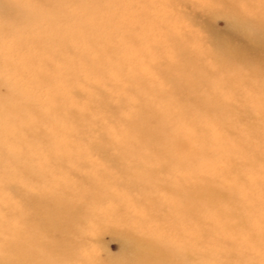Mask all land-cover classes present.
Masks as SVG:
<instances>
[{"label": "rangeland", "instance_id": "rangeland-1", "mask_svg": "<svg viewBox=\"0 0 264 264\" xmlns=\"http://www.w3.org/2000/svg\"><path fill=\"white\" fill-rule=\"evenodd\" d=\"M232 8L238 12L228 0H23L15 9L17 24L0 15V146H4L0 163L4 166L1 157L5 155L15 164L13 149L18 146L21 160L41 168L39 180L46 182L35 188L16 171L9 172L0 178V208L19 206L17 197L22 195L36 199L40 190L60 183L56 179L81 202L85 200L79 197V190L87 183L98 185L105 197L102 212L92 208L97 215L53 235L59 242L74 245L64 256L65 264H87L88 256L97 263H116L140 256L139 246L126 237V233L135 236L139 232L128 231L110 214L111 209L118 206L135 222L145 223L144 215L158 218L153 207L164 199L158 189L162 181L186 178L187 174L194 188L201 175L211 178V186L216 187L227 176L236 182L238 197L243 199H233V203L245 201L247 209L235 222L225 218L219 222L215 216L217 221L205 226L202 238L187 233V242H181L171 237L170 243L163 244L168 254L163 264H231L233 256L238 261L234 264H264V165L236 168L254 152L245 148L246 143H258L264 149V122L255 116V107L264 108V99L250 103L254 108L249 114L240 112L245 115L241 123L235 120V110L223 117L225 121L219 118L200 127L189 119L194 130L177 126V118L184 123L182 106L197 112L199 104L215 107L229 97L227 92L222 96L208 93L199 85L203 81L189 82L182 93L185 76L198 71L195 65L216 69L221 77L228 74L229 80L250 76L253 66L248 69V61L239 62L235 69L227 67L234 58L209 46L211 40L227 34V12ZM200 48L206 53L198 58ZM192 51L193 67L185 72L183 52ZM221 63L225 64L222 69ZM255 63L263 74L257 75L254 84L240 83L238 93L251 92L256 83L264 87V59ZM236 91L232 89L230 99ZM252 93V101L261 97ZM138 104L142 110L148 109L149 119L154 121L144 135L129 125ZM245 122L253 123L254 130H246ZM173 131L180 137L188 135L185 139L192 137V131L202 137L207 158L201 174L195 169L198 161L189 160L187 153L174 165L151 156L152 148H157L154 136H168ZM54 138L59 145L68 146L66 159L72 161L60 176L44 167V159L52 157L48 145ZM151 160V168L158 169L154 180H145L146 164H152ZM148 185L150 192L144 191ZM142 199L144 203L136 204ZM214 202L222 208V199ZM160 213L164 215L166 209ZM134 215L141 219L136 221ZM167 230L160 228L157 238ZM147 237L156 238L151 233ZM176 243L184 246L175 249ZM183 248L187 252L182 253ZM37 251L41 257L52 253L42 247Z\"/></svg>", "mask_w": 264, "mask_h": 264}, {"label": "bare ground", "instance_id": "bare-ground-1", "mask_svg": "<svg viewBox=\"0 0 264 264\" xmlns=\"http://www.w3.org/2000/svg\"><path fill=\"white\" fill-rule=\"evenodd\" d=\"M22 1L23 0H0L1 17L7 18L12 24H17L18 16L15 9H17V6L20 5ZM228 1L231 2V5L236 6L238 12L236 13L234 8L227 12L230 20L227 34L220 36L219 39L211 40L209 46L222 53H229V56L234 58V61L227 62V67L229 65L230 67L233 66L235 69L238 67L239 62L248 61V69L253 66L248 72L250 76H248L246 80H241L240 77L229 80L226 76L228 74L223 73L221 77L216 69L205 68L204 66L201 67L199 64L195 65L198 71L196 74L193 73L185 76L186 81L182 93L187 90L189 82L201 83V81H203V83L199 85L208 93L222 96L223 93L227 92L229 97L226 100H222V102L218 101V103H215V107H210L207 104L206 106L199 104L197 109H195L197 112L194 110L186 111L188 106L180 105L184 110L180 112V114L183 115V119H180L183 120L184 123L177 118V126L179 127L187 126L189 130H194V125L188 123L189 119H194L196 122L195 126L200 127L204 122L216 123L217 119L229 116L235 113V110V120L241 123L244 121L245 115L243 114L246 112L249 114L250 112L248 111L254 108V106H250V103H258L260 100L264 99V87L257 83V87L254 85L252 86L251 92H257L261 97L254 101H252L255 97L254 93H252V97V95L249 94L251 92L248 90L239 93L236 91L240 83L247 82L254 84L257 75L263 74L262 68L259 66V63H255V60L259 62V59H264V0ZM235 41H241V43L237 45ZM250 50L252 52H249ZM205 53L206 49L200 48L198 58L202 57ZM183 54L185 55V64L183 67L186 68L184 70L186 72L193 67L191 65V59L193 60L194 51L188 52L187 54L183 52ZM220 65L221 69L225 66L224 63ZM232 89L237 93L236 96L230 99ZM141 107V104L137 105L135 111L136 117L129 125L131 127L134 125L135 130L144 135L147 128L152 126L154 121L151 118L149 119L151 115L148 109L142 110ZM241 111L243 114H240ZM255 113V116L264 122V108L255 107ZM155 119L158 120V123H161L160 116L155 117ZM245 123L246 130H254L253 123ZM70 124L72 125V123ZM242 124L244 125V123ZM179 133L181 132L179 131ZM197 133L198 132L192 131V137L187 139H185L184 136L188 135H182L180 137L175 131L168 136H154L157 148H152L153 154H151V156L154 157V160L163 159L174 165V162L178 160L179 157L187 153L189 160L194 159V161H198L195 169L201 174L205 170L204 163L206 162L207 152L202 137L197 136ZM261 139L264 143V136ZM55 140L56 138L51 140V144L48 145V151L52 157L50 160L44 159L46 161L44 167L47 172H54V174L60 176L64 168L72 164V161H70L69 158L68 160L66 159L65 153L68 146L64 144L59 145ZM46 143H48L47 140ZM8 145L12 147V144L7 142L6 146ZM3 147L4 146H0V151L3 150ZM245 148L248 150L254 149V152L251 153L247 161L240 160L236 168L240 169L242 167H247L255 169L254 166L260 167L264 165V149L262 150L258 143L248 142L245 144ZM13 150V159L16 160L15 164L9 159V156L1 155V159L4 160V166L0 163V178L5 177L9 172L16 171L20 176L22 175L21 177L28 179L30 184H33L35 188L45 186V180H39L41 176L38 174L41 173V168H37L35 165L29 166L24 160L22 161L20 158L21 149L18 146ZM53 153L56 156V160L53 159ZM37 159L39 158L36 157L35 160ZM154 160H151L152 164H146L148 168L146 175H144L145 180L147 177L154 180L155 171L158 169V167L151 168ZM7 161L8 163H6ZM10 166L12 167L9 168ZM139 166L141 167V164H139ZM178 168L180 167L178 166ZM234 168L235 167H231V170L237 171V169ZM253 174H255V172H253ZM72 175H75V173H72ZM184 175L186 178L179 176L178 178L166 179L165 182L162 181L160 183L158 189L163 192L164 199L161 200V204L156 202V206L153 207V212H158V218H153L152 215L147 214L143 216L145 222L143 223L139 221L141 219L140 215H134L135 220L139 221L135 222L132 216L123 214L120 207L116 206L115 209H111L110 214L113 216L116 215L118 219L123 222L128 231L139 232L135 236L126 233V237L131 240V243L139 246L138 254L140 256H136L127 261L119 260L116 263H102L100 261L97 263L91 256H88L85 259L86 263H166L168 254L167 250L163 248V244L166 242L170 243L171 241L169 240L171 237L175 236V238L178 239L177 241L181 242H187L186 238H189L187 233L193 234L195 238H202L205 226L208 224L213 225V223L217 221V218H214L215 216L219 217V222L222 218L232 219L235 222L234 219L238 217L239 213L247 209L245 201L241 205H237V202L233 203V199H240L238 197L240 188L236 187V182L234 183L231 177L225 176L220 184L214 187L211 186V178L200 175L197 179V186L195 185L194 188H192L191 183L188 181V175ZM56 180L60 183H52V188L40 190L41 193L35 196L36 199L33 200L31 197L28 198V196L22 195L17 197L20 199L19 206H5V208H0V264H61L62 259L65 264L66 259L64 256L71 251V247L74 245L66 241H61L64 243L59 242L53 234L62 229L70 231L72 225L97 215L98 213L96 211L93 212L92 208H98L97 210L102 212L103 208L100 204L105 197L103 196L100 186L87 183L83 189L79 190V197L81 196L85 201L91 202L89 205L85 203V201H78L75 196L68 191L67 186L63 184L62 181ZM72 180H76L75 177H73ZM148 186H144V191L150 192L152 187ZM217 199H222V208L218 207L214 202ZM109 200L114 202L112 198H109ZM92 203L94 207H91ZM142 203H144L143 199L136 202V204ZM164 208L166 209V213L162 215L160 212L164 211ZM222 209L224 210L222 211ZM190 216H193L191 220L188 219ZM166 227L168 230L163 232L164 236L162 238H157L160 228L164 230ZM141 233L144 235L143 238H141ZM148 233L153 234L156 238L151 239L147 237ZM155 239H157L158 242L155 241ZM195 240L201 243L198 239ZM175 246V249H178L184 245L176 243ZM40 247H42V249L49 248L52 252L51 255L47 257L39 256L40 253L37 249ZM185 252H187L186 248H183L182 253ZM58 256L61 260L58 259ZM234 262L238 261H236L233 256L231 264H234Z\"/></svg>", "mask_w": 264, "mask_h": 264}]
</instances>
